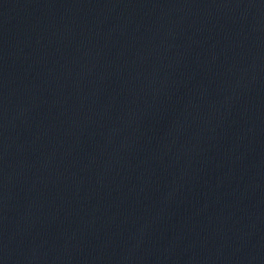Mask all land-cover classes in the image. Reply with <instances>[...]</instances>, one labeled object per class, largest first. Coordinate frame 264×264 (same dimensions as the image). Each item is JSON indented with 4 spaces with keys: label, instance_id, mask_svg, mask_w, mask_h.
<instances>
[{
    "label": "water",
    "instance_id": "1",
    "mask_svg": "<svg viewBox=\"0 0 264 264\" xmlns=\"http://www.w3.org/2000/svg\"><path fill=\"white\" fill-rule=\"evenodd\" d=\"M0 264H264V0H0Z\"/></svg>",
    "mask_w": 264,
    "mask_h": 264
}]
</instances>
